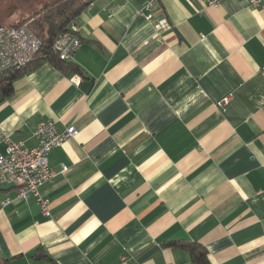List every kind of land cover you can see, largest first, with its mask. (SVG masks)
I'll return each instance as SVG.
<instances>
[{
  "label": "crops",
  "instance_id": "0c3cea01",
  "mask_svg": "<svg viewBox=\"0 0 264 264\" xmlns=\"http://www.w3.org/2000/svg\"><path fill=\"white\" fill-rule=\"evenodd\" d=\"M146 2L92 0L79 72L39 55L0 102V128L29 146L44 120L78 131L49 156L50 216L0 184L11 264H195L172 242L264 264V9L159 0L148 20Z\"/></svg>",
  "mask_w": 264,
  "mask_h": 264
},
{
  "label": "built area",
  "instance_id": "2783aa9c",
  "mask_svg": "<svg viewBox=\"0 0 264 264\" xmlns=\"http://www.w3.org/2000/svg\"><path fill=\"white\" fill-rule=\"evenodd\" d=\"M159 0H147L145 6L139 9V15L148 20L152 18L151 9ZM223 0H207L209 4L219 5ZM253 8L264 9V0H250ZM162 22H165L162 21ZM74 31L61 33L55 40L54 49L60 58L73 62L75 54L82 44L78 34V22L72 24ZM42 46L40 37L27 25L0 26V73L14 68L27 66L37 55ZM230 97L223 99L226 104ZM78 133L75 126L60 130L56 121L49 119L41 121L34 130L36 144L29 146L23 140H14L0 128V145L6 144L4 152L0 150V184L14 186L17 198L28 199L35 196L46 216H50L49 200L42 196L40 186L49 180L54 171L50 165V153L69 138ZM15 200L7 196L2 205H8Z\"/></svg>",
  "mask_w": 264,
  "mask_h": 264
},
{
  "label": "trees",
  "instance_id": "16d2710c",
  "mask_svg": "<svg viewBox=\"0 0 264 264\" xmlns=\"http://www.w3.org/2000/svg\"><path fill=\"white\" fill-rule=\"evenodd\" d=\"M92 0H53L40 7L27 19L16 21L8 25L27 24L42 40V46L31 62L22 68H14L0 73V96L5 100L13 92L14 80L23 74L29 65L42 55L60 69H69L79 72L72 62L62 60L54 49L56 38L65 32H73V22H77L80 14L89 6ZM3 25V24H1ZM170 245H179L186 249L195 264H209L206 248L196 242H172ZM37 256L48 258L47 253L38 252ZM0 264H11L9 259L0 258Z\"/></svg>",
  "mask_w": 264,
  "mask_h": 264
},
{
  "label": "rangeland",
  "instance_id": "374dc122",
  "mask_svg": "<svg viewBox=\"0 0 264 264\" xmlns=\"http://www.w3.org/2000/svg\"><path fill=\"white\" fill-rule=\"evenodd\" d=\"M50 1L53 0H0V24L8 25L27 19Z\"/></svg>",
  "mask_w": 264,
  "mask_h": 264
},
{
  "label": "water",
  "instance_id": "95a60500",
  "mask_svg": "<svg viewBox=\"0 0 264 264\" xmlns=\"http://www.w3.org/2000/svg\"><path fill=\"white\" fill-rule=\"evenodd\" d=\"M0 26H2V25L0 24Z\"/></svg>",
  "mask_w": 264,
  "mask_h": 264
}]
</instances>
